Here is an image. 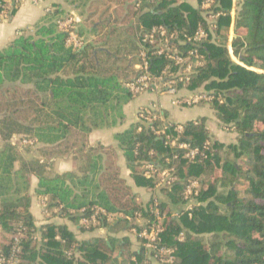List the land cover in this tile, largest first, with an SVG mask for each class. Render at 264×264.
Masks as SVG:
<instances>
[{
  "label": "trees",
  "instance_id": "1",
  "mask_svg": "<svg viewBox=\"0 0 264 264\" xmlns=\"http://www.w3.org/2000/svg\"><path fill=\"white\" fill-rule=\"evenodd\" d=\"M200 2L197 7L189 1L164 0L152 7L146 2L148 8L141 10L128 1L122 19L128 26L121 34L118 27L108 30L102 20L92 30L97 29L102 44L92 40L78 50L66 44L68 34L58 28L57 20L65 13L58 8L47 12L34 32L18 35L0 50V88L27 86L35 95L34 116L23 128L37 140L35 147L43 150L42 156L27 159L19 144L9 139L28 135H15L14 126L20 122L12 114L2 117L0 257L18 249L21 264H124L120 257L127 253L144 259L143 249H129L128 238L79 240L64 223L50 221L38 227L31 212L36 181L34 194L46 197L44 207L51 217L78 226L96 207L121 217L114 228L132 229L137 224L126 217L136 214L152 224L157 220L154 199H158L164 217L163 244L175 254L170 264H264V0H239L234 15L233 0L215 1L214 8L224 15L200 46L206 64L186 85L213 94L210 106L221 125L237 133L235 141L221 142L204 117L187 121L179 140L194 146L209 141L212 149L205 161L191 162L183 151L166 144V136L156 133L169 123L163 113L164 121L138 120L116 134L118 149L89 142L92 131L122 124L125 106L137 96L126 83L141 72L135 67L141 61L140 33L160 25L169 31L192 32L205 22ZM17 10L13 4L10 18ZM190 48V43L179 44L182 53ZM168 65L176 71L167 57L153 56L150 72L160 75ZM168 133L179 135L174 125ZM71 138H78L75 145ZM118 150L135 186L152 195L147 202L123 176ZM67 156L80 160L77 170L55 172V160ZM147 162L159 170L174 167L178 180L156 189L157 175L141 169ZM195 177L203 187L192 216L181 211L174 218L169 204L183 201L186 184ZM158 192L163 201L155 196ZM101 224L106 225V219Z\"/></svg>",
  "mask_w": 264,
  "mask_h": 264
},
{
  "label": "built area",
  "instance_id": "2",
  "mask_svg": "<svg viewBox=\"0 0 264 264\" xmlns=\"http://www.w3.org/2000/svg\"><path fill=\"white\" fill-rule=\"evenodd\" d=\"M23 0H3L0 4V20L9 19L12 12V5L21 3ZM39 3L42 0H32ZM164 0H133L135 9H145L146 2L152 6L159 4ZM198 1V0H197ZM216 0H201L200 6L204 12V23H200L192 32H179L177 30L169 31L163 25L153 26L152 28L141 32V50L139 57L141 61L136 64V69L141 71L133 80L126 83V87L134 95L142 94L150 89H156L161 93H169L174 97L172 99L173 106H193L201 102H210L213 94L210 91L198 89L189 90L187 84L192 80V76L199 68L206 64L205 55L201 52L200 46L207 38L217 29L218 19L224 15L222 11L214 8ZM60 31L68 34L67 45L74 49H80L84 45V40L79 36L78 29L75 24V19L72 15H66L57 20ZM182 36V38H180ZM190 43V48L185 53L179 49V44ZM165 56L173 61L176 66V71L170 70V66H166L160 75H155L150 72L151 57ZM183 92V93H181ZM138 120L144 123L154 122L155 120L164 121L163 113L156 106L142 107L138 112ZM174 125V131L179 133L177 137H173L168 133V127ZM183 124L171 123L165 124L162 129H157L156 133L166 136V144L177 147L183 151V155L191 162L205 161L211 152V143L207 141L203 145H192L188 141H181L180 133L183 131ZM178 140V141H177ZM13 143L21 145H36L37 140L31 137H14ZM146 175H157L156 189L161 187H169L176 180L177 176L173 173L174 167L159 170L155 164L151 162L144 163L141 167ZM201 180L198 177L192 178L185 187L183 192V202L185 204L184 211L192 216L193 210L197 203V197L202 189ZM156 208L154 213L157 220L151 224L149 220L144 219L140 214L135 217H126L130 222H136L130 232L135 235L140 243L141 249L144 250V259L139 261L135 257L134 264H170L175 261L174 249L163 244L162 234L164 232V217L158 208L159 200L154 199ZM81 211H84L82 209ZM45 212H48L45 210ZM180 214V213H179ZM179 216V215H178ZM103 218V219H101ZM107 223L114 222L117 218L115 213L105 211L100 207H96L90 216H84L80 225L85 228L98 227L101 225V220ZM180 239H184V233L180 234ZM15 249L9 257H0V264H21L17 257ZM38 264V263H35Z\"/></svg>",
  "mask_w": 264,
  "mask_h": 264
},
{
  "label": "crops",
  "instance_id": "3",
  "mask_svg": "<svg viewBox=\"0 0 264 264\" xmlns=\"http://www.w3.org/2000/svg\"><path fill=\"white\" fill-rule=\"evenodd\" d=\"M177 1L179 2L189 1L190 4L193 5L194 7H197L199 5L197 0H177ZM238 1L239 0H233V7L231 10L232 15H234L236 12ZM91 3L94 6H96V10L90 12L89 18L96 20H94L90 28V32L87 34L84 33L85 32L84 27L89 18H87L85 14H83L82 12L83 10L81 9L80 6L81 0H42L39 3H35L32 0H23L21 3H19L18 10L13 17L6 20H0V50L7 47L18 35L23 34L26 31L29 33L31 30L35 28L38 22H40L42 18L46 16L47 12L55 11L58 8L64 10L65 12L64 15L60 17V19L69 14L73 16V18L75 19L76 27L78 29V34L84 40V44H86V42L88 41H92V39L98 38L99 32H97V29L95 31L92 30H94L93 28L96 27L99 22H102V20H104L105 15H103V13L107 11L106 12L107 15L110 9L108 8L109 10L105 9L101 12L100 4L97 2V0H92ZM131 3L134 5L133 0H129V4ZM147 8L148 7H145V9ZM135 19L136 18H133V20ZM231 34L233 35V31ZM74 50H78V49H74ZM173 97L174 96L172 94L158 92L155 88L137 95L136 98H134L124 108L126 113L125 121L122 124L117 125L116 127L97 129L92 131V133L89 136L90 144L96 145L97 143H103L105 145H113L115 148L118 149V142L115 138L116 134L128 129L131 126V124L137 123L139 110L142 107H146L150 105L151 106L156 105L161 110L162 113H165L167 121L171 123L183 124L187 121H197L200 118L204 117L207 119V127L210 129L212 134L215 135L221 142H224L219 138L221 137L220 133H223L224 129L225 130L228 129L224 128V126L221 125L220 121L217 119L215 115L214 109L210 106L209 102H201L199 104L190 107L189 106L176 107L173 106L171 103ZM188 108H191V110H186ZM236 138L234 139V141L236 140ZM120 153L122 156H120ZM118 155H119L118 157H121L122 159L124 158L122 165L118 159V163L121 166L122 174H124L123 164L125 163V166L127 167V163L123 155V152L121 150H118ZM76 163H80V160H77L72 156H67L65 158H57L55 160L54 167L55 168L57 167L56 169H58V171L55 170V172L62 173L66 171H75L77 170L78 167ZM127 170L130 177V171L128 167ZM125 178L128 179L127 177ZM128 183L131 184V186H133L134 191L139 194L142 201L147 202L148 200H150V196L152 195L149 192H147L146 189L136 187L131 178L128 179ZM35 188H36V181H34L31 190L33 195L31 212L34 215L35 223L38 227H41L42 225L50 221L56 223H64L69 226V228L74 232V234L79 240H88L93 238H105V239L117 238L118 240H120L123 238H128V240L130 241L129 249H131V251H138L141 248L139 241L137 240L135 235L130 232V230L125 228L113 227L119 224L121 217H117L114 222L107 223L108 225L101 224L98 227H94V230L92 231L81 229L82 227L81 225L79 226L75 225L73 222L68 221L66 219H62L59 217L52 218L51 211L45 212L44 202L47 200L46 197L35 195L34 194ZM159 195H160L159 192L155 194V196L158 197ZM146 196L147 198H144ZM169 206H170L169 210L171 211V215L174 218H179L178 216L179 213L181 211H184L185 209V204L183 201L176 205L169 204ZM117 254H118V250H116L114 256H116ZM134 259L135 256L131 257L129 253H127L124 257H120V261L121 262L124 261V264H134L135 263Z\"/></svg>",
  "mask_w": 264,
  "mask_h": 264
},
{
  "label": "rangeland",
  "instance_id": "4",
  "mask_svg": "<svg viewBox=\"0 0 264 264\" xmlns=\"http://www.w3.org/2000/svg\"><path fill=\"white\" fill-rule=\"evenodd\" d=\"M128 1L129 0H99V1L97 0V2L100 4L101 12L105 9L107 10L110 9L108 11V14L104 16L105 22H103V26H108L107 29L108 28L111 29L112 27H118L119 28L118 32L121 34L122 32L121 30L128 26V24L123 23L122 21L123 17L126 14V11L128 12L127 10V7L129 6ZM91 2L92 0H81L80 6H81V9L83 10L82 11L83 14H85L87 18H89L90 12H92L93 10H96V6H94ZM94 20L96 19H91V18L88 19L84 27L85 28L84 33L88 34L90 32V28ZM34 30L35 29L31 30L30 32H34ZM114 36H115L114 40H118L119 35L115 34ZM125 38L126 36L123 35L122 39L124 40ZM92 40L96 43V45L102 44L100 42L102 40L101 38H96ZM130 45L131 44H129L128 47ZM130 54H133V53L130 52ZM36 104H37V99L35 98V95L32 94L31 91H29V87L27 86H21V87H18L17 90H11V91L6 90V87H1L0 88V122L3 116L12 114L17 119V121L20 122L19 124L17 123L18 125L14 126V128L18 131V133H15V135L19 136L21 134H25V135L27 134L28 135L27 137L33 136L31 135L32 133L27 132L25 130L26 128H23V125L24 126L27 125L30 119L33 118L34 116L33 108ZM186 110H191V108H188ZM0 125L2 124L0 123ZM220 134H221V137L219 138L226 143L234 141V139L237 136V133L230 131V130H225V129L223 133H220ZM17 138H22V137H17ZM10 140L12 141V139H9V141ZM77 140L78 138L77 139L71 138L70 141L71 143L75 145ZM3 143H4V140L2 136L0 135V145H3ZM27 146H31V147L25 148L24 145L19 144V151L27 159H30L35 156L36 157L42 156L43 154L42 149L35 147V145L34 146L27 145ZM47 156H50V155L48 154ZM120 156H122L121 153H120ZM119 161L122 165L124 158L122 159L121 157H119ZM76 164L77 166L79 165V163H76ZM56 168L54 167V171L55 170L58 171V169ZM123 168H124L123 175L129 179L130 177L128 174L127 167L125 166V163L123 164ZM147 196L144 198H147ZM159 199L164 200L165 198L163 197L162 194H160Z\"/></svg>",
  "mask_w": 264,
  "mask_h": 264
}]
</instances>
